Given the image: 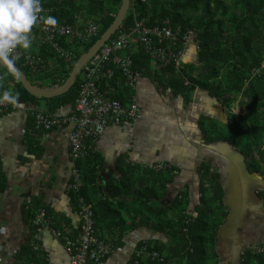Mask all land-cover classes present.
Here are the masks:
<instances>
[{"label":"trees","instance_id":"16d2710c","mask_svg":"<svg viewBox=\"0 0 264 264\" xmlns=\"http://www.w3.org/2000/svg\"><path fill=\"white\" fill-rule=\"evenodd\" d=\"M120 3L121 0H41L42 6H53L51 17L60 25L81 30L94 25L97 35L87 43H78L66 37L56 38L60 47L72 51L70 62L52 54L49 46L38 47L34 42L30 49L22 50L51 60L46 71H31L22 61H16L15 65L33 85L49 88L63 85L77 59L111 25ZM130 4L121 26L106 43L119 40L123 34L128 35L130 41L127 46L117 50L115 55L128 57L131 72L170 89L174 96H181L187 103L195 90L206 92L222 107L231 104L233 98L240 94L246 113L235 119L229 115L227 120L233 119L229 125L224 124V121L222 124L215 121H209L207 125L202 123L203 137L207 143L228 142L231 149L243 157L248 176L258 174L264 183V68L261 67L264 60V0H130ZM137 23L140 28L131 33ZM154 28H169L175 35L173 43L184 53L190 49H182L179 43L184 37L191 40L196 46L197 63L181 64V68L177 69L171 63L162 68L163 64L152 58L151 47L158 45L155 35L150 32ZM31 33L33 38L36 37L34 30ZM142 38L147 40V44ZM165 44L168 45L164 42L160 46L165 47ZM171 49L175 52L176 48L172 45ZM153 62L159 65L157 69L155 65L152 66ZM108 66L114 72L113 78L101 80L97 86L99 90L109 89L111 99L126 104L131 96V88L116 65L109 63ZM254 69H259V72L251 76ZM80 83V75H77L67 93L40 100L28 94L15 76L0 66L2 90L14 94L15 99L24 105L39 106L43 103L50 114L63 110H69L64 115L74 114ZM7 114L4 112L0 117ZM27 121L23 140L26 154L25 158L20 159L23 164L30 159H41L44 153L42 145L32 134L33 117L28 115ZM96 144L97 140L95 143L87 141L91 150H87L82 159L74 160L69 153L70 163L80 174L78 182L75 183L71 178V184L67 187L70 205L77 216L82 199L92 206L95 238L112 249L121 248L125 234L139 228H149L153 232L165 234L167 238L166 243L149 240L139 242L137 249L141 248L142 255L138 258L134 255L129 264H227L219 255L224 237L226 241L237 242L233 255L227 259L230 264L238 260L241 248L250 244L245 241L243 231L240 235L232 234V239H229V228L225 235L222 233L225 221L231 215V207L226 204V190L219 173L211 171L210 166L203 165L199 169L202 171L201 181L193 206L189 205L191 202L187 189L164 202L166 188L173 181L172 167L171 170L154 172L149 168L122 165L119 180L111 179L110 184L108 182L102 187L108 190L107 197L100 193L101 187L97 183L104 163L96 150ZM141 172L149 178L148 185L136 194L133 188ZM256 182L252 181V184ZM6 186L0 167V192ZM253 194V199L257 201L258 197L264 203V185L260 189L255 188ZM121 196L125 198L122 202L117 200ZM41 203L40 198L31 197L29 206H24L30 219L31 239L36 232L32 221L39 209L46 211L53 229L64 233V228L59 227L65 220L57 225L55 222L58 219H53L48 208ZM188 209H192V212ZM65 224L68 225L67 221ZM31 245L30 242V247L19 253L17 261H22L23 256L28 255V263L20 264H47L46 254L35 251ZM237 253L238 257L235 258ZM153 255L162 258V261L153 259L156 258ZM106 259L104 256L101 261ZM240 264H264V255H254L245 250Z\"/></svg>","mask_w":264,"mask_h":264},{"label":"crops","instance_id":"0c3cea01","mask_svg":"<svg viewBox=\"0 0 264 264\" xmlns=\"http://www.w3.org/2000/svg\"><path fill=\"white\" fill-rule=\"evenodd\" d=\"M31 39L35 46L40 47L38 39L33 38L32 33ZM165 42L171 49L173 43ZM168 45L165 44L163 48L167 49ZM156 47L161 46L158 44ZM189 48L190 50L181 58L182 64L197 63V53L192 45ZM34 55L39 56L38 54ZM156 59L161 62L160 65L163 64L162 68H165L166 59ZM43 60L46 62L49 59ZM155 62L152 63V66L155 65L157 69L159 65L157 66ZM50 63L51 60L46 62V69ZM133 96L139 107L140 117L135 122L108 125L97 140L96 150L104 163L97 179V183L101 187L100 193L108 197V190L102 189V187H105L108 182L110 184L111 179L119 180V170H123L122 165L145 169L157 163H165L172 167L175 173L172 183L166 188L167 197L163 198V200L166 199L164 202H167L168 199L172 200L177 194L187 189L191 202L189 205L193 206L198 197V184L201 181L202 171L199 169L203 165H207L211 167V171L219 173L220 181L226 190L225 201L228 205L229 193L236 189L237 176L235 172H240L245 176L243 157L233 151L228 142L207 143L203 137L201 125L202 123L207 125L209 121L222 124L224 120L222 113L226 112L228 106L233 103L222 107L206 92L201 93L198 90L191 94L190 102L187 103L181 96H174L170 89H165L162 85L142 77L135 90L131 89L129 101ZM238 96L241 97L240 94L236 97ZM37 107L47 110V106L42 103ZM236 109L235 116L241 117L246 113L242 101L238 103ZM58 113L64 115L69 113V110ZM28 115L32 117L28 111H18L0 117V167L7 182L6 189L0 192V264H20L29 261L28 255L23 256L22 261H17L19 253L30 247V242H32L30 219L24 207L27 198H40L41 204L48 208L47 211L52 218L58 219L56 224H59L61 220L67 221L69 227L65 221L59 227L64 228V233L74 238L78 232L79 218L70 205L67 193V187L71 184L73 166L69 160L67 141L71 127H60L47 133H32L43 147V157L39 160H27L23 164L20 159L25 158L26 154L23 140L25 141L24 134ZM228 118L229 110L224 124L230 120H227ZM230 152H232L230 155H233L232 159L228 157ZM237 157L241 158L242 162V165L238 164V169L236 164L230 163ZM229 171L232 173H228ZM142 172L144 171L142 170ZM142 172L134 184L133 189L136 194L141 193L142 189L148 185L149 178ZM246 177L250 178L247 175ZM256 180L257 178L245 180L241 188L238 186L239 191H247L252 186H256L255 183L252 184V181ZM247 194H243L242 203L236 210L242 215L234 219L235 224L232 226L229 224L235 216L232 209L231 215L225 221V229L222 230V233L225 235L229 228L231 234L229 239L233 238L232 234L240 235L239 233L242 231L243 235L251 233L253 226L246 220H242V217L257 216L258 209L256 204L248 203L249 200L256 201L250 197L252 193L249 195L248 191ZM117 200L122 202L125 198L121 196ZM188 210L192 212V209ZM260 228L261 226L258 225L257 233L264 235L260 232ZM41 238L47 264H68L66 251L60 242L52 239L47 231L42 232ZM145 240L167 242L165 234L153 232L149 228L128 231L123 237L121 248L98 264H129L132 261V256L141 249H137L139 242ZM261 240L263 238L257 236V243ZM236 243V240L226 241L224 237L221 241V249H219L220 259H224L223 261L228 263L227 259L233 255ZM221 263L223 262L221 261Z\"/></svg>","mask_w":264,"mask_h":264},{"label":"built area","instance_id":"2783aa9c","mask_svg":"<svg viewBox=\"0 0 264 264\" xmlns=\"http://www.w3.org/2000/svg\"><path fill=\"white\" fill-rule=\"evenodd\" d=\"M61 2V0H54ZM68 1V0H63ZM54 11L53 6H42V11L39 13L40 19L33 27L36 32V38L38 43L50 44L52 53L59 56L66 62L72 60V52L66 48L60 47L56 42V38H70L78 43H87L97 35V29L94 25L88 26V28L81 30L80 28L74 29L71 26L60 25L58 22L54 24L47 23V17L51 16ZM140 28L137 23L131 33ZM155 35L157 44L161 45L165 41L172 42L175 40V35L169 28L158 29L154 28L150 31ZM145 44L147 40L141 39ZM130 41L128 35L123 34L119 40L112 41L111 43L104 44L96 54L83 66L80 75V87L78 92V98L75 101L74 114L72 115H60L59 113L50 114L46 110L40 109L37 106L24 105L19 100H2L0 101V114L7 112L28 111L31 113L34 119V126L32 132L47 133L53 129L70 126L71 129L67 135V141L69 145V153L74 160L82 159L86 151L91 150V147L87 145V141L95 143L98 140L106 127L110 124L120 125L123 123L135 122L140 117V110L136 104L135 97H131V100L122 104L119 100L111 99L109 94L110 90H99L97 83L101 80L112 79L114 72L109 63L116 65L119 70L123 72L125 82L128 86L135 90V87L140 80L138 73L131 72L130 60L128 57H118L115 55L116 51L125 48L127 42ZM187 37L183 38V45H185ZM173 45H175L173 43ZM152 58L157 60L166 59L173 60L178 65L182 55L180 52H173L170 46L166 48L151 47ZM18 59L16 61H22L31 71L41 72L46 69V62L39 56L31 53L23 52L22 49L17 50ZM259 72V69H254L251 72V76H255ZM248 80V79H247ZM247 84V83H246ZM4 87V86H3ZM2 90L0 84V95L5 93ZM35 107V108H32ZM149 169L154 171H161L170 169L165 163H157L150 166ZM175 172H173L174 174ZM79 171L72 166L71 178L75 183L79 180ZM76 187V186H74ZM30 199L25 200V205L28 207ZM80 220L79 231L77 235L72 238L66 233H62L59 230H55L50 225V220L46 216L44 209H39L32 221V225L35 228V235L33 236L31 246L35 251H43L42 246V232L47 231L52 239L60 242L63 245L67 257L68 264H98L101 259L106 256L107 258L115 253L118 249H112L108 245H105L103 241L95 238L93 229V209L90 204L85 203L80 199V210L78 211ZM247 251L254 255H264V242L261 244H255L247 247ZM243 253H241L242 255ZM142 255V250L135 253L138 258ZM159 262L162 261L157 255H153ZM134 256H132L133 258Z\"/></svg>","mask_w":264,"mask_h":264},{"label":"clouds","instance_id":"9594fccd","mask_svg":"<svg viewBox=\"0 0 264 264\" xmlns=\"http://www.w3.org/2000/svg\"><path fill=\"white\" fill-rule=\"evenodd\" d=\"M41 11V0H0V63L10 65L14 68L15 62L19 58L17 50H28L32 47L31 31L40 19L39 13H41ZM55 22V18L51 16L47 17V23L54 24ZM38 44L40 46H49L50 51L52 49L50 44L48 43ZM179 44L181 48L185 50L190 49L189 46L191 47L192 45L196 53L195 44L193 45V42L188 38L187 41H185V45H183V40ZM174 47L176 48L175 52H180L182 57L186 54L183 51L178 50L175 45ZM180 61H178V65H176L173 60H167L165 66L172 63L174 64L175 69L181 68L182 63ZM7 91L0 95V101L5 99L11 101L15 99L14 94L8 93ZM232 121L233 120H229L226 123L229 125L232 123ZM263 242L264 239L259 241L258 243L251 242L250 244L245 245L244 248H241L240 255L238 260L236 261V264L241 263V256L243 255H241V253L247 250L248 246L261 244Z\"/></svg>","mask_w":264,"mask_h":264},{"label":"water","instance_id":"95a60500","mask_svg":"<svg viewBox=\"0 0 264 264\" xmlns=\"http://www.w3.org/2000/svg\"><path fill=\"white\" fill-rule=\"evenodd\" d=\"M130 7V0H121L119 10L111 23V25L106 29V31L100 36V38L93 44V46L84 54H82L79 59L75 62L68 78L63 85L59 87H39L33 85L26 75L15 65L13 68L10 65L0 63V66L7 69L12 73L22 87L30 94L31 96L37 99H49L60 96L67 93L71 87L74 85L77 75L80 73L83 66L96 54V52L110 39L111 36L121 26L128 10ZM25 112V111H24Z\"/></svg>","mask_w":264,"mask_h":264},{"label":"rangeland","instance_id":"374dc122","mask_svg":"<svg viewBox=\"0 0 264 264\" xmlns=\"http://www.w3.org/2000/svg\"><path fill=\"white\" fill-rule=\"evenodd\" d=\"M78 22H80V19H78ZM261 67L264 68V60H263V63H262V66ZM245 82L247 83L248 80L246 79ZM201 93H203V92H201ZM197 97H200V96H197ZM241 101H242V96L240 98L238 96V97H235L233 99V102H232L233 104L229 105L228 106L229 108H227V111L224 112V113H222V115L224 117V120H225V117H226V114H227L228 110H229V115L236 114V111H237L236 107H237L238 103L241 102ZM41 106H44V105H41ZM233 117L236 118V117H239V116H233ZM230 154H232V152L229 153V156L228 157H231V159H232L233 158V155H230ZM223 159H226V158H223ZM230 163L236 164V168L237 169H238V164L242 165L241 158H238V157L235 158V159H233L232 161H230ZM243 166H244V172H245L244 174H245V176L246 175L248 176L249 174L246 171V167H245V164L244 163H243ZM228 173H232V171H229ZM235 175L237 176V180H236V183L237 184L235 185V188L236 189H235V191H232V188H230V190L232 192L229 193V196L230 197L227 199V203L231 207V209L233 210L234 215H235L234 218L230 221L231 224H235L234 223V219L237 218V216H241L242 215V214H240L236 210L239 208V205L242 203V200L241 199L243 197V194L244 195L245 194L248 195L247 192L249 191V195H251V193H252V195L250 197H253V195H254L253 193H254L255 188L260 189V186L264 185V183H262L261 177L258 174L251 175L250 178H248V177L245 178V176L243 174H241L240 172H235ZM251 178H257V182L255 184L256 186H252L249 190L247 189V191L245 190L246 192L245 191L240 192L239 189L241 188V186H243V182L245 180L251 179ZM238 186H240V188H238ZM248 203H250V204H256L257 205V209H258L257 210V216L250 215V216H244V217H242L243 218L242 220H246L250 225L253 226V228L251 230V233L246 234V239H245L246 242L251 243V242H257V236L258 237L261 236L264 239V235H259L257 233V230H256L257 229V226L259 225V226H261V228H260L261 231L260 232L264 234V208H263L264 203L262 201H260L258 199V197H257V202L254 201V200H249ZM236 257H238V253L236 254L235 258ZM232 264H236V261H235V263L232 262Z\"/></svg>","mask_w":264,"mask_h":264}]
</instances>
